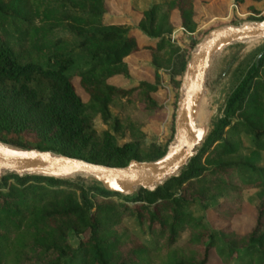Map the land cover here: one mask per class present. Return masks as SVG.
<instances>
[{
    "label": "trees",
    "instance_id": "16d2710c",
    "mask_svg": "<svg viewBox=\"0 0 264 264\" xmlns=\"http://www.w3.org/2000/svg\"><path fill=\"white\" fill-rule=\"evenodd\" d=\"M126 1L136 17L134 25L125 17L112 20L108 0H0L1 141L108 166L164 153L166 146L142 149L143 133L129 118L113 119L114 128L122 125L130 136L120 145L108 131H97L91 119L106 122L109 105L122 104L121 98L153 110L151 94L160 89L156 82L139 79L123 85L111 79L128 76L133 55H146L137 70L152 71L157 78L159 68H172L178 83L193 47L184 43L185 31L196 29L199 16L195 0L152 1L141 9L134 0ZM246 1L263 0H230L234 5ZM178 27L181 36L171 41V31ZM138 31L148 39L138 42ZM241 133L251 137L248 152ZM261 151L264 51L227 96L222 116L196 154L152 190L137 188L119 201L112 198L118 193L83 185L78 178L3 174L0 264H210L211 251L216 264H264ZM249 187L259 188L258 200L252 206V226L241 232L232 220L242 208L241 189ZM214 199L219 201L206 206L201 218L188 209ZM124 216L145 226L147 242L122 223ZM211 220L221 226L214 227ZM183 231L186 238L179 236ZM70 233L80 236L75 247L68 242Z\"/></svg>",
    "mask_w": 264,
    "mask_h": 264
},
{
    "label": "rangeland",
    "instance_id": "374dc122",
    "mask_svg": "<svg viewBox=\"0 0 264 264\" xmlns=\"http://www.w3.org/2000/svg\"><path fill=\"white\" fill-rule=\"evenodd\" d=\"M129 1L131 2L133 0ZM152 1L160 0H134L132 4L137 9H141V7L151 5ZM252 7L256 10H252ZM194 8L199 16L198 25L193 32L185 31L183 39L185 44H193L190 51L204 37L208 29L211 27L256 22L257 18L264 16V0L260 2L246 1L243 5H234L230 0H195ZM107 13L114 21L121 22L124 19L123 17H125L127 20V22H125L128 25H134L136 23V17L129 10L126 0H108ZM232 18L233 20H231ZM182 31L183 30L180 27L173 29L170 34L171 41H175L176 37L178 38L181 36ZM136 39L138 42H141L148 38L138 31L136 32ZM176 43V46L179 47L180 55H185L186 49L182 47L180 42ZM262 51H264V39H248L234 42L223 47L211 59L205 76L204 88L200 97L203 105L199 112L205 115L204 118L206 121L204 122V139L211 131L215 121L222 116V108L227 96L245 70L256 60V57ZM132 57V59L128 58L131 66L128 76H120L111 80H115L117 83L122 82L123 85L139 79H149L151 82H156L160 85V89L151 94L152 100L155 103V108L151 111H146L141 108L142 106L138 103V100L126 103L125 98H121L122 100L120 102H122V104L109 105L110 118L106 122H103L98 116H94L91 119L92 126L97 131H108L113 142L120 145L128 141L130 136L128 131L122 125L115 129L113 126V119L120 118L123 120L129 118L131 121L139 124L140 130L143 133L140 141V147L142 149H148L152 147V145L159 148H163L164 146L167 147L173 138V125L171 127V121L173 122L174 110L176 108V101L182 84L184 69L180 74L178 83H175L176 75L175 73H172V68H159L158 77L154 78L152 71H143V73L137 70V66L141 64V61H147L148 58L146 55H133ZM174 84H176V89ZM75 87L81 98L85 100L86 95L76 83ZM231 120H234V118ZM240 138L244 146V152H248L253 147L251 137L241 133ZM261 157L263 159L260 160V165L264 166V151H261ZM76 178H78L83 185L95 184L99 186L94 179L85 175L68 177L66 179L72 180ZM258 191V187L241 189L242 208L240 213L232 220L234 229L245 232L252 226L254 221L252 206L255 205L258 200ZM135 192L136 189L131 193H118L119 195L112 196V198L122 201L124 198H130ZM217 201H219V199L206 200L202 203L196 202L188 209L194 217L201 218L204 211L203 209L206 206L213 205ZM121 221L137 238L146 242L149 240L145 226L138 225L134 218L124 216ZM211 222L214 227L221 226V223L218 220H211ZM179 236L181 238H186L187 231L181 232ZM79 237L72 233L68 234L67 239L72 247L77 245ZM217 261L215 252L211 251L210 264H216Z\"/></svg>",
    "mask_w": 264,
    "mask_h": 264
},
{
    "label": "water",
    "instance_id": "95a60500",
    "mask_svg": "<svg viewBox=\"0 0 264 264\" xmlns=\"http://www.w3.org/2000/svg\"><path fill=\"white\" fill-rule=\"evenodd\" d=\"M255 38L264 39V17L256 22L213 27L190 51L174 110L173 138L159 157L146 161L130 159L123 166H108L0 140V177L7 172L65 179L85 175L109 192L154 189L169 177L176 176L204 140L205 129L196 125L195 113L213 56L231 43Z\"/></svg>",
    "mask_w": 264,
    "mask_h": 264
},
{
    "label": "bare ground",
    "instance_id": "6f19581e",
    "mask_svg": "<svg viewBox=\"0 0 264 264\" xmlns=\"http://www.w3.org/2000/svg\"><path fill=\"white\" fill-rule=\"evenodd\" d=\"M202 105H203V102L201 100H199L198 105H197V108H196V113H195V122H196V125L197 126H203V127H205L204 126L205 125L204 122H206L205 121V118H204L205 115H203V114H201L199 112V110H200V108H201Z\"/></svg>",
    "mask_w": 264,
    "mask_h": 264
}]
</instances>
